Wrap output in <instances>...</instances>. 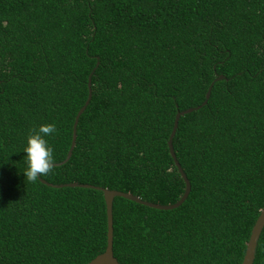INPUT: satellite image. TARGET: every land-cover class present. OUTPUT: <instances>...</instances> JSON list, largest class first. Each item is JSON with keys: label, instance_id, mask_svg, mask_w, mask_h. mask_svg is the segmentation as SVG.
Wrapping results in <instances>:
<instances>
[{"label": "trees", "instance_id": "trees-1", "mask_svg": "<svg viewBox=\"0 0 264 264\" xmlns=\"http://www.w3.org/2000/svg\"><path fill=\"white\" fill-rule=\"evenodd\" d=\"M221 76L220 79H216ZM47 176L113 197L118 264H239L264 204V0H0V264H85L105 244L101 192L29 183L42 124ZM251 264H264V224Z\"/></svg>", "mask_w": 264, "mask_h": 264}, {"label": "water", "instance_id": "water-1", "mask_svg": "<svg viewBox=\"0 0 264 264\" xmlns=\"http://www.w3.org/2000/svg\"><path fill=\"white\" fill-rule=\"evenodd\" d=\"M220 78H221V76H218L216 79H220ZM86 90H87V92H86L85 100L83 101L82 105L77 109V111L73 117V121L71 124V130H70L69 146L65 152V156L61 161H59L58 163H55V165H59V164L65 162L70 155V151H71L73 143H74V128H75L77 117L82 112L84 106L87 104L89 96H90L89 77H87V79H86ZM208 91H209V87L206 89V91L204 93V98L199 105H197L193 108H186V109L181 110V111H176L174 113L171 128H170L169 134H168L167 139H166V147H167L168 155L171 158L172 163H173V165H174V167H175V169H176V171H177V173H178V175H179V177L183 183L181 195L179 196V198L175 202H173L171 204L161 205V204H157V203H151V202H146V201L140 200L136 196L131 195V194L126 193V192L107 190L105 188L92 187V186L85 185V184H75V183H66V184H62V185H50L48 183H45L43 180L39 179L40 183L45 184L47 186H51V187H61V186L92 187V188L97 189L101 192L102 200H103V204H104V215H105V244H104V248H103L102 252L95 255L93 258H91L85 264H118L111 254L110 205H111V200L113 197H120V198L129 200V201H132L136 204H139V205H142V206H145L148 208L157 209V210H169V209L175 208L183 201V199L185 198V196L187 195V192L189 190V185H188V181L186 180L184 174L182 173L178 163L176 162V160L174 158L172 148H171V137H172V134L174 132V129L176 126V121H177L178 117L182 114L190 112L192 109H197L199 106L203 105L205 103L207 96H208ZM263 224H264V204L258 210V214L255 217V219H254V221L250 227L247 240L244 243V250H243V254L241 256V260H240L239 264H251L252 258H253V251H254V247H255V242H256V239L258 237V234H259Z\"/></svg>", "mask_w": 264, "mask_h": 264}, {"label": "clouds", "instance_id": "clouds-1", "mask_svg": "<svg viewBox=\"0 0 264 264\" xmlns=\"http://www.w3.org/2000/svg\"><path fill=\"white\" fill-rule=\"evenodd\" d=\"M57 132L53 123L42 124L38 129L30 131L26 138L23 152L26 154V168L23 171L25 180L35 183L40 177L47 176L54 168V149L49 146L45 137Z\"/></svg>", "mask_w": 264, "mask_h": 264}]
</instances>
